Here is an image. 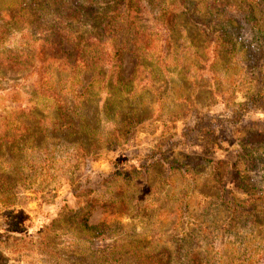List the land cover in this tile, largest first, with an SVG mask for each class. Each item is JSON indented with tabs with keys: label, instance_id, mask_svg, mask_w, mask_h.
<instances>
[{
	"label": "rangeland",
	"instance_id": "374dc122",
	"mask_svg": "<svg viewBox=\"0 0 264 264\" xmlns=\"http://www.w3.org/2000/svg\"><path fill=\"white\" fill-rule=\"evenodd\" d=\"M6 5L26 23L36 3L0 0V264H264V107L240 105L264 83V0H133L117 73L47 67ZM49 151L51 178L9 179Z\"/></svg>",
	"mask_w": 264,
	"mask_h": 264
},
{
	"label": "trees",
	"instance_id": "16d2710c",
	"mask_svg": "<svg viewBox=\"0 0 264 264\" xmlns=\"http://www.w3.org/2000/svg\"><path fill=\"white\" fill-rule=\"evenodd\" d=\"M82 3H72L68 0H35L36 7L32 13V16L29 20L21 21L17 16L12 13L14 10L11 9V5H6V8L3 10L5 11V15L7 19L3 22L4 27H10L12 31L20 32L22 37L24 34L31 35L32 33H40L44 32L45 37L42 39V42L39 43L37 48V54H41V51H44L46 57V65L47 67L53 66L57 70H70L76 69L78 66L82 65L84 67L90 66L93 69L103 67L105 69L111 70V72L117 73V69L120 64L121 55H122V47L120 45L114 44L113 38V31L112 25L118 20L119 17H124V20L127 19V15L130 12V8L132 10H137V5H131L133 0H111L113 4L111 6H106L100 10H97L91 13L90 16H93V23L89 24V28L77 27L75 23H80V16L84 11H92L96 4V0H81ZM107 0H102L101 2H105ZM137 2V1H135ZM127 5L129 8H125L124 6ZM17 7L12 6L14 8H18V12L20 13L24 10V7H21V3L16 4ZM120 7V9H119ZM133 7V8H132ZM129 9V11H128ZM12 14H9V13ZM138 11H134L137 13ZM164 12V11H163ZM15 16V17H14ZM161 16H164L163 14ZM45 17V23H43V19ZM171 20V19H168ZM43 23V25H42ZM119 25L118 23H116ZM85 28V29H81ZM85 36V38H83ZM138 40L141 41L140 37ZM63 42L68 45V48H65ZM145 46V44H144ZM144 46H142L141 51L144 52ZM137 48L135 52H137ZM35 49L31 47V50ZM160 49V45L158 46ZM19 54H24V51H17ZM27 54V53H26ZM18 60V59H17ZM16 60V61H17ZM79 68V67H78ZM56 70V71H57ZM58 72V71H57ZM116 80V79H115ZM92 82V79L91 81ZM116 83L120 82L118 80L115 81ZM108 87V83L105 84ZM83 92L78 91L75 93L76 96H80ZM77 101V100H76ZM79 102V101H78ZM241 105V113L245 112V109L250 107L252 109H260L264 107V83L259 86H256L250 92L246 94V99L240 103ZM53 110L55 114L61 113L60 106H53ZM234 120H237V117H233ZM39 122L33 121L32 123L23 124V129L29 131L32 129L33 134L34 130L38 129L40 133H45L47 131L46 126L47 124L40 116L38 117ZM56 130L60 129L62 125L57 123ZM8 138V137H6ZM9 139L14 141L15 137L11 136ZM12 143H3V145L10 146L14 149ZM34 149L39 150V147L33 145ZM46 147H44L45 150ZM11 149V150H12ZM50 152V153H49ZM48 153H44L43 155L37 156L34 163L28 165L27 172L20 168L10 167L7 171V175L9 179H14L15 182H23L26 177L28 179L33 177H38L41 172L44 171V175L48 178L53 176L52 171L54 168L52 164L55 162V153L49 151ZM25 160L30 163L28 159ZM113 167L116 168L115 165ZM114 168V170H115ZM144 168V165L142 169ZM129 170L134 169L135 171H139L141 169L140 165H130ZM124 170L121 171L116 169L117 171H113V173H121L128 171ZM41 180H43L41 178ZM82 184H78L79 191L85 193L86 191L82 190ZM222 210L227 211H236L242 213H250L252 209H246L247 205H239L236 203L234 199H224L221 202ZM253 210L255 207H252ZM261 209V206H259ZM255 212V211H254ZM83 225L84 221H81Z\"/></svg>",
	"mask_w": 264,
	"mask_h": 264
}]
</instances>
